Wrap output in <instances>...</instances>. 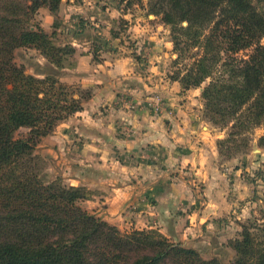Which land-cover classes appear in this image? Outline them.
<instances>
[{
    "label": "trees",
    "instance_id": "obj_1",
    "mask_svg": "<svg viewBox=\"0 0 264 264\" xmlns=\"http://www.w3.org/2000/svg\"><path fill=\"white\" fill-rule=\"evenodd\" d=\"M60 2L0 0V264H224L220 255L229 254L227 249L233 257L225 264H264V223L257 220L241 223L236 238L203 259L157 232L121 233L78 205L87 199L83 188L33 169L40 139L82 111L90 96L60 82L73 47H56L53 33L30 23L40 8L55 16ZM154 3V13L170 27L176 55L169 78L184 91L204 85L206 114L230 128L218 149L238 139L246 148L248 132L264 129V0ZM94 40L101 48L108 44L98 35ZM23 47L38 51L48 64L27 74L14 63V51ZM21 129L26 133L19 134ZM259 141L264 143V135Z\"/></svg>",
    "mask_w": 264,
    "mask_h": 264
},
{
    "label": "rangeland",
    "instance_id": "obj_2",
    "mask_svg": "<svg viewBox=\"0 0 264 264\" xmlns=\"http://www.w3.org/2000/svg\"><path fill=\"white\" fill-rule=\"evenodd\" d=\"M14 2L24 5L28 0H14ZM154 2L155 0H61L54 16V26L48 33L54 34L52 41L56 47L67 44L74 49L73 55L62 63L64 68L60 72L62 73L60 82L89 90L90 96L83 104V109L80 111L82 114L75 113L80 115L78 118H74L75 114L70 116L74 119L71 122L68 117L59 122L50 134L40 139L34 150V161L31 166L35 171L44 172L52 181L59 180L63 185L83 188L87 199L78 201V205L101 220L102 218L91 209L90 200L94 193L92 180L101 181L103 174L104 176L107 174L91 166L90 161L76 160L75 157L76 154L80 155V150L83 151L90 140L92 127L96 124L95 116H106L108 112L114 111L120 116L119 112L125 115V112L137 110H147L154 115L166 114L176 107L173 104L174 101L177 105L182 104V99L186 97L184 94L188 91L182 90L178 82L169 78L174 73L172 61L176 55L172 52L170 27L162 21L161 15L154 13L157 10L154 8ZM119 3H121L119 6L121 10L118 9ZM40 9L33 15L30 23L41 27ZM65 11L68 13L66 19H70L72 15L74 21L80 25L76 30L64 22ZM67 30L70 33H66ZM75 32L80 33L78 37H75L76 41L70 38L75 35ZM98 32L104 38L107 37L110 43L121 48V51H124L123 53L128 55L134 63L135 76H125L114 80L116 86L114 91L108 79H103L102 84L96 87L81 86L79 76L65 77L73 75L77 65V56L82 51V46L78 44L88 41L90 35ZM261 43L264 44V39ZM14 63L24 67L27 74H33L37 64L41 66L48 64L38 51L25 47L14 51ZM93 80L89 84H92ZM173 82L178 84V99H175L176 96H170L169 85ZM203 86L189 89L190 92L185 95H190L191 99L185 98V100L189 102L190 110L199 109L197 120L194 121L195 127L199 132H204L206 138L213 143L215 160L210 177L217 178V181L218 177L222 178L220 180L223 185L222 192L229 212L220 216L219 222L212 223L206 231L199 228L188 234L184 242L168 233L174 224H181L180 221L183 224L185 222L183 219L193 211L191 201L195 200L194 205L199 207L206 199L203 196L205 187L202 176L196 169H189V171L185 169L188 174L181 175L188 181V191L190 189L192 191L190 198H186L183 194L178 197V204L173 207L170 214L169 208L166 212H162L159 222L161 227L158 225L148 230L120 229L109 224L115 226L121 233H129L132 230L157 232L173 243L180 242L185 247L198 251L203 259H210L217 253L219 247L227 245L230 240L238 236L241 223L248 220H257L259 224L264 223V143L259 141L264 135V129L257 127L248 132L246 148L244 142L238 139L236 143H228L218 149L217 141L228 138L230 128L221 123L212 122L210 115L206 114L201 97ZM171 91L174 93L175 90ZM104 118L100 119L104 120ZM76 128L79 131L83 128L81 131L83 133H77ZM55 132L57 135L67 136V141H56ZM18 133L25 134L26 130L21 129ZM176 173L180 175L179 171ZM182 184L184 185V182ZM179 193L182 194V190L179 189ZM227 251L229 254L227 252L220 255L225 263L233 257L232 251L229 249Z\"/></svg>",
    "mask_w": 264,
    "mask_h": 264
},
{
    "label": "crops",
    "instance_id": "obj_3",
    "mask_svg": "<svg viewBox=\"0 0 264 264\" xmlns=\"http://www.w3.org/2000/svg\"><path fill=\"white\" fill-rule=\"evenodd\" d=\"M63 14L66 19L68 13L65 11ZM70 17L64 22L76 30L80 25L74 21L72 15ZM40 20L42 29L49 33L54 25V15L48 9L42 8ZM66 33L70 31L67 30ZM74 34L77 36L70 38L76 41L75 37L80 33ZM100 34L98 32L90 35L88 41L78 44L82 46V51L77 56V65L73 75L65 77L79 76L81 86L96 87L102 84L103 79H108L114 91V80L135 76L134 63L121 48ZM96 35L107 41L108 44L104 48L94 42ZM93 53L96 54L97 60H94ZM92 80L93 83L89 84ZM177 86L176 82L169 85L170 96H176L175 99L179 98ZM171 90H175L174 93ZM189 92L190 90L185 94ZM185 94L182 104L177 105L174 101L176 107L166 114L154 115L147 110H137L125 112V115L119 112L120 116L115 111L108 112L106 116H95L96 124L92 127L94 133H90L87 146L75 157L76 160L90 161L91 166L107 174H103L101 181L92 180L94 193L90 200L91 209L102 220L120 229L148 230L158 225L161 227V213L169 208L170 214L178 204L179 196L184 194L186 198H190L192 191H188V181L181 175H187L189 169H196L202 176L205 187L203 196L206 199L199 207L194 205L195 200L191 201L193 211L187 216L182 215L186 216L183 219L185 222L174 224L168 233L184 242L188 234L199 228L206 231L212 223L219 222L220 216L229 212L222 192V178L218 177L217 181V178L210 177L215 160L213 143L206 138L204 132L196 129L194 121L197 120L199 109H189V102L185 98L191 97ZM78 116L80 115L75 114L74 118ZM69 119L71 122L74 120L73 117ZM122 125L127 127L122 128ZM80 130L83 131V128ZM81 131L76 128L77 133ZM55 134L56 141H67L64 134ZM178 171L180 175L176 173Z\"/></svg>",
    "mask_w": 264,
    "mask_h": 264
}]
</instances>
